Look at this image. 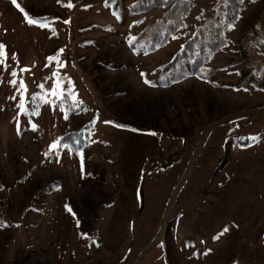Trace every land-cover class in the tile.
<instances>
[{
    "label": "rangeland",
    "instance_id": "rangeland-1",
    "mask_svg": "<svg viewBox=\"0 0 264 264\" xmlns=\"http://www.w3.org/2000/svg\"><path fill=\"white\" fill-rule=\"evenodd\" d=\"M104 1L0 0V264H134L160 230L204 126L264 107V92L231 88L243 33L264 0L243 1L226 47L205 64L217 69L210 81L170 86L150 81L200 14L221 21L217 6L231 0H194L185 28L151 50L145 29L164 9L131 14L127 6L139 0H118L116 11ZM247 59L254 72L264 68L258 50ZM79 127L80 150L58 145ZM167 157L175 163L161 172ZM89 200L110 205L82 237L73 220ZM140 264H264V115L210 131L164 238Z\"/></svg>",
    "mask_w": 264,
    "mask_h": 264
},
{
    "label": "trees",
    "instance_id": "trees-1",
    "mask_svg": "<svg viewBox=\"0 0 264 264\" xmlns=\"http://www.w3.org/2000/svg\"><path fill=\"white\" fill-rule=\"evenodd\" d=\"M243 1L245 0H231L227 4L218 5L217 9L222 11L221 21H217L212 17H207L202 12L200 16L203 20L197 25L193 32H184L186 37L185 41L171 59L160 66L158 78L150 81V84L170 86L193 76L210 81L211 76L217 69L205 68V64L211 60L216 52L226 47L228 43L226 35L230 27L238 20ZM251 1L257 2L259 0ZM193 2L194 0H139L129 4L127 6V11L131 14H141L149 12L156 7H162L164 9L161 17H159L156 22L148 25L145 29L144 40L148 42V45H146L148 50H151L165 46L171 36L185 28L186 19L193 8ZM118 3V0L104 1V5L111 8L112 11H116L119 8ZM259 15L255 18L254 23L248 26V30L243 33V41L240 47L241 58L236 61V64L239 65L238 72L240 79L238 80L237 86L234 84L231 88L242 91L253 88L257 91L264 92V68L257 67L254 72L255 66H251L247 59L248 50L250 48H254L258 50L260 54L264 55V37L258 25ZM253 62L254 61H252V63ZM206 126H204V128ZM81 134L80 127L76 132L68 130L59 137L58 145L69 150L78 151L82 146L80 144L73 145V143L75 140L80 139ZM193 136L194 134L191 137ZM81 140L82 139H80V141ZM174 163V159L167 157L157 166V169L164 172ZM45 191H49V189H45ZM109 205L108 203H96L92 200L87 201L85 210L82 212L78 211V218L73 220L78 223L80 236L87 237L89 234L91 236L99 219L98 209L103 206L108 207ZM0 226H3L1 222Z\"/></svg>",
    "mask_w": 264,
    "mask_h": 264
},
{
    "label": "water",
    "instance_id": "water-1",
    "mask_svg": "<svg viewBox=\"0 0 264 264\" xmlns=\"http://www.w3.org/2000/svg\"><path fill=\"white\" fill-rule=\"evenodd\" d=\"M258 25H259V29H260L263 37H264V10L259 15ZM257 115H264V107L257 109V110H246V111H242V112H239L237 114H234V115L227 116V117L222 118L220 120L209 123L204 128V130L202 131V133H201V135L197 141V144H196V146H195V148H194V150H193V152H192V154H191V156H190V158L186 164V167L184 169V172H183L181 178L176 183L174 189L172 190V192L168 198V201L166 203V206H165V209H164V212L162 215L161 226H160V230H159L157 237L151 243H149L147 246H145L143 248V250L141 251L140 255L138 256V258L136 259L134 264H140L142 259L144 258V256L152 248L157 246L162 241V239L164 238L166 227L168 224L169 215H170L172 207L176 201L177 193L180 190V188L183 186L185 181L187 180V178H188V176H189V174L193 168V165H194L197 157L199 156V153L202 149V146H203L208 134L210 133V131L219 125L226 124L228 122L237 120L239 118L248 117V116H257Z\"/></svg>",
    "mask_w": 264,
    "mask_h": 264
},
{
    "label": "snow or ice",
    "instance_id": "snow-or-ice-1",
    "mask_svg": "<svg viewBox=\"0 0 264 264\" xmlns=\"http://www.w3.org/2000/svg\"><path fill=\"white\" fill-rule=\"evenodd\" d=\"M12 2H13L14 4H16V0H12ZM16 6L19 8V5H18V4H17ZM67 6H68V7H72V4L69 3ZM21 11H23V9H21ZM25 15H26V17H27V14H25ZM27 19H28V23H29V24H37V23H39V25H40L41 27H44V26H45L44 23H43L42 21H37V20H35V19L31 18V17H27ZM65 22L67 23V21H65ZM233 27H234V26H233ZM5 47H6L5 45H3L2 43H0V63H3L4 60L7 58V53L4 51ZM60 51H63V50L61 49ZM13 56H14V54H13ZM48 59H49V60H52V59H56V57L53 56V57H49ZM23 70H27V69H22V71H23ZM11 76L13 77V79H11V80L9 81V83L15 84V83H16V79H15V77H16V71H15V70H13V71L11 72ZM146 83H147V81H146ZM20 89H23L25 92L27 91L26 85L24 84L23 80H20V88L18 89V91H19ZM52 94H53V95H56L57 93H56L55 91H53ZM20 107L23 108V94H21V104H20ZM37 114H38V113H37ZM65 118H67V117H65ZM35 128H36V125H33V129H35ZM50 147H56V143L53 142V144H52ZM65 207L67 208V210H68L69 212L72 211L71 208H70L69 206L66 205ZM73 215H74V214H73ZM225 230H227V229H225Z\"/></svg>",
    "mask_w": 264,
    "mask_h": 264
}]
</instances>
